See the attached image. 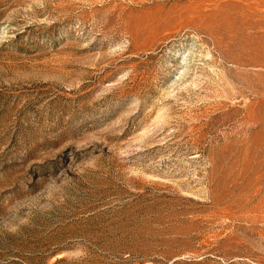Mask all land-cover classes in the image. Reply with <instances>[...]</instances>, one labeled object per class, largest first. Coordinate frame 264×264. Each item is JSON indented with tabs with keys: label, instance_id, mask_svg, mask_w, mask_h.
<instances>
[{
	"label": "rangeland",
	"instance_id": "rangeland-1",
	"mask_svg": "<svg viewBox=\"0 0 264 264\" xmlns=\"http://www.w3.org/2000/svg\"><path fill=\"white\" fill-rule=\"evenodd\" d=\"M0 264H264V0H0Z\"/></svg>",
	"mask_w": 264,
	"mask_h": 264
}]
</instances>
